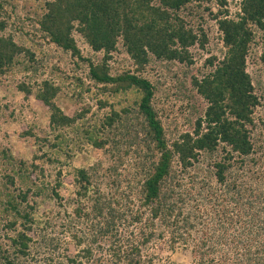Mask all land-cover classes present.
Instances as JSON below:
<instances>
[{"label": "trees", "instance_id": "trees-1", "mask_svg": "<svg viewBox=\"0 0 264 264\" xmlns=\"http://www.w3.org/2000/svg\"><path fill=\"white\" fill-rule=\"evenodd\" d=\"M34 1L39 5L30 20L36 33L32 37L85 62L88 80L86 84L75 78L80 92L74 96L83 106L73 116L58 105L61 86L55 79L17 85L20 92L33 94L47 107L49 128L55 132L49 146L57 155L39 157L57 163L60 153L67 154V144L71 157L74 149H103L110 144L114 152L118 135L126 141L123 153L133 157L128 166L124 161L110 168V176L116 177L110 196L95 185L97 169L75 168L72 175L70 193L75 202L63 212L67 218L73 216L72 224L76 219L89 223L90 233L86 229L84 235L92 242L98 235L112 239L110 260L103 264H154L155 254L144 258L141 248L152 238L165 236L171 254L184 251L192 259L190 264H264V112L246 63L255 30L262 32L264 41V0H241L232 18L226 0ZM202 5L216 8L206 10L216 24L220 56L207 57L203 66L208 71L191 79L193 93L205 105L199 112L187 104L191 130L168 139L154 105L155 85L142 72L151 60L194 63L190 49H203L207 34L188 25L181 13ZM10 6L0 0V74L36 73L43 64L35 52L5 34ZM74 31L89 47L90 57L82 56ZM119 45L133 68L111 74L109 61ZM97 53L102 57L96 61ZM82 92L97 104L92 114L98 116L96 121L87 116L91 107ZM66 129L75 134L63 138ZM12 162L0 151V170ZM16 163L18 169L11 166L0 184V217L4 227L14 232L0 246V264H23L29 255L33 240L26 232L34 224L39 226L29 204L31 195L60 201L61 188L66 186L60 169L48 176L34 160ZM119 224L133 229L130 239L119 238ZM74 238L78 244L84 242ZM90 249H83L84 257L92 256Z\"/></svg>", "mask_w": 264, "mask_h": 264}, {"label": "rangeland", "instance_id": "rangeland-1", "mask_svg": "<svg viewBox=\"0 0 264 264\" xmlns=\"http://www.w3.org/2000/svg\"><path fill=\"white\" fill-rule=\"evenodd\" d=\"M7 1L11 6L8 7L7 16H9V19L7 20L5 34L12 35L13 40L17 44L33 50L37 60L40 59L42 62L43 67L39 68V71L36 73L17 72L13 74H0V151L12 157L14 170L18 169L20 165V163L16 162H22L27 165L34 160L48 176H54L57 170L60 169L62 172L61 176L66 182V186L61 188L60 191V201L53 199L41 200L33 195L29 198V204L34 208L33 214L39 221L37 223L39 226L34 224L26 232L32 238L33 244L29 243V255L23 258L22 263H106L110 260L108 244L112 239L98 235L95 237V242H92L90 235V237L84 235L86 229L90 233L89 223L86 224L76 219V223L72 224L70 220L73 216L67 218L63 212V208L70 207L69 204L72 205L75 202L74 195L70 193L73 191L70 183L75 168H85L89 172L93 168L97 169L98 171L94 178L95 185L98 184L101 192L105 189L106 193L110 196L114 194V189L111 188L110 184L116 179L115 175L110 176V168L124 161H126L125 165L128 166L132 164L133 157L130 156V152L127 155L123 153V143L126 141L122 142L118 135L114 140L120 143L115 146L114 152L110 151V144L103 149L89 148L80 151L74 149L75 154L71 157L70 146L67 144L65 146V149L68 151L67 154L64 151L63 154L60 153L57 163H47L43 158H40L43 154H46L48 158L51 156V153L53 157L57 155L56 150L51 149L49 146V143L53 142L55 132H52L49 128L47 107L35 99L33 94L26 95L20 92L17 85L22 81L26 82V84H28L27 82L36 84L43 79H55L61 86V96L58 105L66 115L73 116L83 106L81 100L74 96L77 92H80L76 86L78 82L75 78H79L87 84L86 63L76 57H72L70 53L63 52L53 44L48 43L47 40L32 37V33H35V31L32 29V22L30 20L35 18L34 11L39 5L38 2L34 0ZM240 1L226 0L228 17L232 18L239 10L237 4ZM206 8H209L210 12H215L216 10L214 6L202 5L198 9L192 7L189 11L184 10L181 13L188 25L194 29L200 27L207 34L208 41L203 49L197 46L190 49L194 63L191 66H186L177 62L167 63L151 60L142 72V76L155 85L154 105L162 120L168 139H174L181 132L191 130V126L186 122V117L189 118L188 105L195 106L199 112L205 107L204 103L198 100L193 93L191 79L193 77L200 78L202 74L208 71L203 66V62L207 57L212 54L220 56V43L217 39L216 24ZM73 36L82 56L90 57V49L83 42L79 34L74 31ZM263 55L264 41L262 32L255 30V38L248 52L246 63L247 71L252 77L255 91L262 103L260 108L261 113L264 112ZM101 57L102 54L97 53L93 59L97 61ZM109 67L111 74L133 68L121 45L118 46L117 52L112 53ZM82 94L85 96L86 106L91 107L90 112L87 114L88 117H91L93 113L97 112V104L88 98V94L83 92ZM190 95H192V99L187 98ZM105 110L103 109L102 112H107ZM197 115L198 113L194 114L193 117ZM97 118V115L91 117L93 121H96ZM75 125L80 126L78 122ZM118 133L120 134V131ZM74 134V132L66 129L65 132H62V137L66 138ZM43 139H46V141H43ZM13 165H8L5 171L3 169L0 170V184L5 181L3 174L10 173V167ZM16 185L22 188L21 183L17 180ZM58 202L61 203L62 207L59 206ZM84 205L88 206V204ZM112 206L114 208L115 204ZM100 220H103V218H100ZM67 221L70 222V226L67 224ZM4 224L5 220L0 217V246L8 242L6 237L14 234V232L12 233L9 229L5 228ZM132 230L131 228L126 229L125 224H119V238L125 239L127 237L130 239L131 235L129 232H132ZM74 236L82 238L84 242L78 244ZM168 241L166 236L163 239H159L158 237L152 238L146 247L141 248L142 257L148 258L150 254H155V258H153L154 264H173L174 262H183V260L186 261L184 264H190L192 259L188 257L189 254L185 256L186 253L184 251L177 255L171 254ZM86 247L91 248L92 252V256L88 258L83 256V249ZM185 257H187V260L184 259ZM73 258L76 260L74 263L70 261Z\"/></svg>", "mask_w": 264, "mask_h": 264}]
</instances>
